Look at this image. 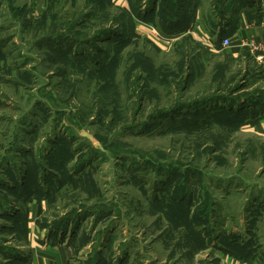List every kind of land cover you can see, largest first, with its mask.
Returning <instances> with one entry per match:
<instances>
[{"label":"rangeland","instance_id":"1","mask_svg":"<svg viewBox=\"0 0 264 264\" xmlns=\"http://www.w3.org/2000/svg\"><path fill=\"white\" fill-rule=\"evenodd\" d=\"M237 4L0 0V264L31 224L69 264H264V65L194 27Z\"/></svg>","mask_w":264,"mask_h":264},{"label":"crops","instance_id":"2","mask_svg":"<svg viewBox=\"0 0 264 264\" xmlns=\"http://www.w3.org/2000/svg\"><path fill=\"white\" fill-rule=\"evenodd\" d=\"M259 12H253V8L249 9L247 6L242 8L236 15L234 10H229L227 13L228 22L231 23L233 19L236 18V24L234 31L228 36L232 39V45L228 48L217 46L216 37L220 32L218 24H213V26L198 17L194 27L196 32L198 30L203 35V44L206 51L210 53H218L227 50L231 56L236 58L243 57L246 52L251 54L256 60L264 65V59H258L256 56L257 53L252 52L250 46L247 44L250 41H253L258 45H264V14H259ZM258 53L264 55V49L260 50ZM261 122H264V117L250 123V125L259 124ZM37 232V226L34 227V224H31V239L29 242L30 264H68L69 254L72 253L70 247H67L62 243L53 245L43 243L40 238H37ZM228 264H250V262L229 260Z\"/></svg>","mask_w":264,"mask_h":264},{"label":"trees","instance_id":"3","mask_svg":"<svg viewBox=\"0 0 264 264\" xmlns=\"http://www.w3.org/2000/svg\"><path fill=\"white\" fill-rule=\"evenodd\" d=\"M255 5H256V3L253 2V0H239V4H237L235 7L231 6L229 8L227 7V9H224L223 14H222L223 16L221 17L220 21H218L217 23H214V25L218 24L220 27V32L217 34V37H216L218 47L222 46L223 39L225 37H228L235 29V24H236L235 19L236 18L233 19V21L231 23L228 22L227 13L229 12V10H234V13L236 15L242 8L247 6V8H249V9L253 8V12H259L260 7L259 6L255 7ZM152 8L153 7H151L150 10H152ZM254 8H255V11H254ZM177 23L181 24V21H179ZM251 105L243 106L238 111L239 112H249V110H251L250 109L251 107L249 108V106H251ZM253 107H254V110H252V111H254L253 115H252L253 121H250V123L255 122L258 119H260L258 116H264V104L262 105L261 103H255V105H253ZM68 264H69V261H68Z\"/></svg>","mask_w":264,"mask_h":264},{"label":"built area","instance_id":"4","mask_svg":"<svg viewBox=\"0 0 264 264\" xmlns=\"http://www.w3.org/2000/svg\"><path fill=\"white\" fill-rule=\"evenodd\" d=\"M247 44L250 46L252 52L257 53L256 56H257L258 59H260V60L264 59V55L262 53H258L260 50L264 49V45H258V44H256L253 41H250ZM231 45H232V39L230 37H225L223 39L222 46L224 48H228V47H231Z\"/></svg>","mask_w":264,"mask_h":264}]
</instances>
